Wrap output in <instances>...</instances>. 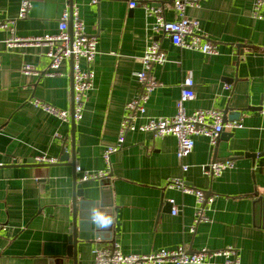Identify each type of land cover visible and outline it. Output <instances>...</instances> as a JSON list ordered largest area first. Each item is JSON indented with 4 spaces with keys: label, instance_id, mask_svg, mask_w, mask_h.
I'll return each instance as SVG.
<instances>
[{
    "label": "crops",
    "instance_id": "0c3cea01",
    "mask_svg": "<svg viewBox=\"0 0 264 264\" xmlns=\"http://www.w3.org/2000/svg\"><path fill=\"white\" fill-rule=\"evenodd\" d=\"M68 1L32 0L27 17L17 20L20 0H0V23L14 20L13 33L20 38L54 35ZM253 1L201 0L199 8H186V17L198 20L201 35L216 46L217 55L205 56L150 31L154 18L145 8L160 9L165 20L175 21L170 0H72L86 33L97 38L94 87L82 119L75 122L73 140L70 120L61 122L31 104L39 99L70 111L69 62L51 78L23 75V65L48 71L46 48L9 49L11 33L0 29V224L5 225L0 264H72L67 248L74 177L80 184L70 167L72 153L75 167L104 170L103 152L115 145L125 104L140 92L134 73L142 70L139 60L153 41L167 63L150 71L159 86L147 102V117L173 116L183 80L191 75L195 98L184 105L186 112L221 111L224 121L242 127L223 131L214 146L205 137H195L192 152L183 160L176 158L172 136L127 133L121 149L110 157L109 184L104 186L109 192L103 199L110 205V240L79 242L77 261L94 264V249L117 244L124 255L178 246L189 252L231 247L241 263L264 264V9L263 19H254ZM130 2L137 6L130 8ZM65 153L67 161L59 162ZM35 157L58 162L43 166L47 164L35 163ZM228 160L234 168L221 177L204 175L203 167ZM172 179L214 197L208 222L197 225L194 234L189 229L195 198L167 188ZM99 182L81 184L84 199L99 200L104 189ZM170 199L178 206L176 216L171 215Z\"/></svg>",
    "mask_w": 264,
    "mask_h": 264
},
{
    "label": "built area",
    "instance_id": "2783aa9c",
    "mask_svg": "<svg viewBox=\"0 0 264 264\" xmlns=\"http://www.w3.org/2000/svg\"><path fill=\"white\" fill-rule=\"evenodd\" d=\"M98 0H92L96 4ZM176 13L175 21H167L161 14L160 9L145 8V14L154 18L150 25V31L162 34L169 38L175 47L188 51L198 52L205 56L217 55L216 46L204 39L200 33L199 21L189 19L185 15L187 7H200L201 0H170ZM137 4L130 2L129 7L135 8ZM32 9V0H20L17 20L27 17ZM71 9V12L69 11ZM264 0H254L252 4V17L257 20L263 19ZM72 18V35L68 32V21ZM15 21L9 20L0 23V29L8 30L11 35L6 41L9 49L18 46H43L46 48L45 57L48 60V71L40 73L30 65H23L21 73L34 77H54L60 75L61 66L72 58L73 73V120L78 122L82 119L83 107L88 94L93 90L94 71L92 65L97 55V38L88 35L82 21L78 8L68 5L63 11L58 22V31L54 35H43L39 37L20 38L13 33ZM142 65L140 72L134 73V77L140 86V92L125 104L124 113L119 123L116 143L107 147L102 155L105 168L102 171H83L75 167V173L79 175L77 182L82 184L92 181L109 179L111 173L110 157L118 152L125 142L127 133H150L154 138L172 136L176 139V158L183 160L188 157L194 148L195 137H205L210 145L214 146L219 135L223 131H232L242 127L235 121L226 122L223 113L217 110L198 109L187 113L184 105L195 98L194 81L191 75L185 77L182 83L180 96L175 102V113L171 117L152 118L146 116V105L152 92L159 86L157 81L150 76L154 66H163L167 63V57L160 45L153 41L146 48L139 60ZM85 65V67L83 66ZM229 90L228 85H224ZM31 104L34 108L54 116L61 122L70 120V111L56 109L55 107L39 100L33 99ZM264 113V109H262ZM35 163L54 164L58 161L46 157H35ZM234 168L233 161H216L203 167V173L210 179L219 178L228 170ZM186 170V167H183ZM167 188L175 189L182 194L192 195L195 198V212L192 225L189 229L194 234L195 227L201 223H207L206 215L214 197L207 196L202 190L192 188L181 179L168 181ZM171 206V215L176 216L178 206L173 199L168 200ZM5 225L0 224V231ZM94 264H243L236 256V251L227 247L218 251L201 249L197 252H189L185 246L174 249H161L148 255L129 254L120 252L117 244H111L102 249L92 251Z\"/></svg>",
    "mask_w": 264,
    "mask_h": 264
},
{
    "label": "water",
    "instance_id": "95a60500",
    "mask_svg": "<svg viewBox=\"0 0 264 264\" xmlns=\"http://www.w3.org/2000/svg\"><path fill=\"white\" fill-rule=\"evenodd\" d=\"M69 6L73 5L72 0H69ZM71 12V9H69ZM68 32L72 35V18L70 16L68 21ZM72 58L69 59L70 66V96H71V106H70V125H71V138L74 139L75 132V121L73 120V73H72ZM224 116V113H223ZM235 120L238 119L236 115H233ZM222 136V133L220 134ZM219 135V136H220ZM251 158H255L260 155H250ZM68 155H65L59 160V162H66ZM43 166H50L49 164ZM75 160L72 153L70 167L75 169ZM109 184V179H104L99 182L100 186H103V190L100 192L99 200H86L84 199V191L81 184L76 183V178L74 177V193L72 197V220H71V229L70 236L68 238V248H67V256L72 260V264H79L77 261V245L79 242H88L93 240H110V226L107 227H98L94 223L91 222V210L98 209L105 215L110 217V205H106L104 203L103 195L109 193L104 186ZM207 195V194H206ZM209 196V195H207ZM79 199V200H78Z\"/></svg>",
    "mask_w": 264,
    "mask_h": 264
},
{
    "label": "clouds",
    "instance_id": "9594fccd",
    "mask_svg": "<svg viewBox=\"0 0 264 264\" xmlns=\"http://www.w3.org/2000/svg\"><path fill=\"white\" fill-rule=\"evenodd\" d=\"M91 222L97 225L98 227H107L111 224L112 220L109 216L105 215L98 209L91 210Z\"/></svg>",
    "mask_w": 264,
    "mask_h": 264
}]
</instances>
